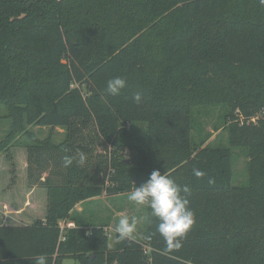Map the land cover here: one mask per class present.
Here are the masks:
<instances>
[{
    "label": "trees",
    "instance_id": "obj_1",
    "mask_svg": "<svg viewBox=\"0 0 264 264\" xmlns=\"http://www.w3.org/2000/svg\"><path fill=\"white\" fill-rule=\"evenodd\" d=\"M117 76L127 86L111 95ZM198 107L217 114L228 144L209 132L197 141ZM263 109L261 0H0V110L10 119L0 153L16 185L12 148L24 147L27 185L47 193L43 218L0 223V264L41 254L48 264H264ZM35 126L52 132L42 139ZM236 149L248 157L239 184ZM81 151L85 166H63ZM155 169L190 189L195 224L179 250L165 251L149 208L142 235L115 232L112 246L109 222L77 216L79 203L128 192ZM61 220L75 223L64 240Z\"/></svg>",
    "mask_w": 264,
    "mask_h": 264
},
{
    "label": "rangeland",
    "instance_id": "obj_2",
    "mask_svg": "<svg viewBox=\"0 0 264 264\" xmlns=\"http://www.w3.org/2000/svg\"><path fill=\"white\" fill-rule=\"evenodd\" d=\"M196 114L194 117V130L193 136L197 139V141L212 133L208 142L211 144H216L218 142L222 144H228V134L225 129H221L218 132L215 131V126L217 125V114L214 113L208 116V110H202L201 107L196 109ZM5 111L0 110V138H3L6 132L10 128V119L7 117L1 118L2 114ZM264 113V109L261 111ZM33 129L37 136L40 138L48 137L50 133L49 127H38L35 126ZM52 132V131H51ZM64 130L63 128L57 127L55 131L52 133L51 140L55 142H60L64 139ZM27 139L28 137L23 136L22 140ZM207 142V143H208ZM120 153L125 158H129V151L125 149ZM12 154L14 155L15 162L17 164V183L16 185L11 184V173H10V164L6 158L5 153H0V200L6 199L8 202H17L19 196H22L25 193L24 189L26 186L28 187L27 181V152L24 147L15 146L12 148ZM247 163L248 157L240 150L236 149L235 151V163H234V182L239 184L243 183L248 178L247 171ZM40 190V189H39ZM131 191V190H130ZM119 193V194H102L100 197L88 199L83 203H79L82 205L81 210H77V216L81 219H95L98 221L109 222V226L107 227L108 232L111 235L110 246L113 245V236L115 233V227L118 222V219L121 216H144L146 219L138 226L135 234L142 235V231L145 230L147 225L148 218V207L147 206H136L134 203L128 200L129 192ZM40 193V192H39ZM42 197V196H40ZM35 198V195L34 197ZM10 200V201H9ZM2 201H0L1 203ZM41 202V200L39 201ZM17 205V203H16ZM15 205V206H16ZM44 205V202H42ZM47 209V208H46ZM44 209V211H46ZM13 209L9 207H4L0 205V223H8V224H24L27 222V218L21 217L18 218L14 214ZM42 215L41 203L39 208L36 210V216ZM35 219H31L34 221ZM29 221V220H28ZM21 222V223H20ZM62 264H81L78 260L73 258H65Z\"/></svg>",
    "mask_w": 264,
    "mask_h": 264
},
{
    "label": "clouds",
    "instance_id": "obj_3",
    "mask_svg": "<svg viewBox=\"0 0 264 264\" xmlns=\"http://www.w3.org/2000/svg\"><path fill=\"white\" fill-rule=\"evenodd\" d=\"M264 3V0H261ZM127 81L123 77H113L107 81V93L118 95L126 88ZM135 101H141L137 93ZM88 156L78 152L74 156H65L63 166L69 168L75 162L78 166H85ZM197 177L204 173L198 169L193 170ZM190 189L188 186L179 185L167 171L161 173L159 169L153 170L146 181L135 186L128 194V200L136 206H147L151 216L158 220L156 231L163 238L165 251L171 252L182 247V241L195 224V212L190 207ZM146 219L144 216H121L115 227V232L120 240L132 239L138 226ZM34 264H48L46 256L39 255Z\"/></svg>",
    "mask_w": 264,
    "mask_h": 264
},
{
    "label": "crops",
    "instance_id": "obj_4",
    "mask_svg": "<svg viewBox=\"0 0 264 264\" xmlns=\"http://www.w3.org/2000/svg\"><path fill=\"white\" fill-rule=\"evenodd\" d=\"M25 193L22 194V196H19L18 201L16 202H8L6 199H2L0 205L3 206V208L9 207L14 211L15 218L16 216L18 218L25 217L27 218V222H32L31 219H37V218H43L46 214V211L44 209L47 208V193L45 190H39V188H29L26 186L24 189ZM40 192V193H39ZM35 195V198H33ZM42 196V197H40ZM41 200V202H39ZM10 201V200H9ZM42 202H44V205H42ZM17 203V205H16ZM41 203V209H42V215L36 216V210L39 208V205ZM16 205V206H15ZM82 205L78 204L76 206L77 210H81ZM29 220V221H28ZM21 223V222H20ZM8 224V223H7Z\"/></svg>",
    "mask_w": 264,
    "mask_h": 264
},
{
    "label": "built area",
    "instance_id": "obj_5",
    "mask_svg": "<svg viewBox=\"0 0 264 264\" xmlns=\"http://www.w3.org/2000/svg\"><path fill=\"white\" fill-rule=\"evenodd\" d=\"M60 229H61V233H62V239H65L64 233L68 228L71 227H75V223L73 221H65V220H61L60 223Z\"/></svg>",
    "mask_w": 264,
    "mask_h": 264
}]
</instances>
